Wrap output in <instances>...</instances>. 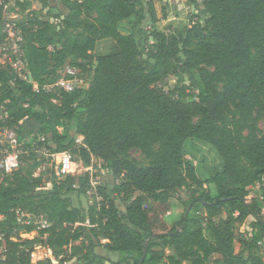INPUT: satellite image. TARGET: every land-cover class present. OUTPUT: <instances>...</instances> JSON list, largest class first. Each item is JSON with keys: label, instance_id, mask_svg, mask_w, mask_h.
<instances>
[{"label": "trees", "instance_id": "1", "mask_svg": "<svg viewBox=\"0 0 264 264\" xmlns=\"http://www.w3.org/2000/svg\"><path fill=\"white\" fill-rule=\"evenodd\" d=\"M55 1L67 9L55 22L29 0L13 9L39 89L12 85V70L0 64V104L9 114L0 128L16 130L27 150L0 183L8 249L0 264H32L38 246L56 264H109L99 247L117 253V264H139L146 243L143 264H264V187L256 190L264 185V0H203L204 16L194 15L181 35L156 29L155 2L165 5L166 18L169 6L179 14L199 0ZM6 16L0 9V41ZM105 41L115 46L100 50ZM66 67L89 87L44 91ZM171 78L176 84L165 91ZM37 149L50 152L48 163L60 154L87 168L101 160L120 181L98 188L88 211L74 208L71 196L91 188L89 173L76 179L52 164L47 187L35 177L46 164ZM206 151L217 157L211 175L201 170ZM182 188L192 190L191 199L169 226L155 204L170 205ZM19 208L45 215L50 229L18 226ZM249 219L250 231L239 236L238 225ZM34 232V239L22 237Z\"/></svg>", "mask_w": 264, "mask_h": 264}, {"label": "built area", "instance_id": "2", "mask_svg": "<svg viewBox=\"0 0 264 264\" xmlns=\"http://www.w3.org/2000/svg\"><path fill=\"white\" fill-rule=\"evenodd\" d=\"M9 2L10 0H0V9H7L9 6ZM20 19L21 15L16 13L7 15L5 17V20L3 22V40L0 41V64L12 70L11 73L14 76L12 85H14L16 81H28L34 85L35 90H38L39 86L34 82L33 79H30V72L27 69L26 52L24 48L25 34L20 25ZM79 73V70L76 68L66 67L63 72V77L55 84L45 85L43 87V90L46 92H50L54 88H58L67 92H73L77 89L88 88L89 82H85L83 79L79 78ZM167 89L168 88H165L164 90L167 91ZM8 118L9 114L5 106L0 104V120L4 121ZM78 142L82 143L83 138H79ZM23 146L24 145L18 138L16 130L10 128H0V183L6 182L7 178H9L13 174V172H15L12 168V163H17L20 167L21 162L19 161V157L22 155V153L27 152V150H25ZM43 154L47 159H49L50 152L47 149H43ZM52 162L60 169V172L62 174L73 175L77 172V169L80 167V165L84 169V164L82 162H76L74 160V157L70 154L56 155L53 158ZM94 170L97 173H100L99 170H103L107 172L106 174H111L109 171L103 169L102 167H99L98 170L93 165L89 167V171H87V173H91ZM93 177L94 176L90 175L91 188L89 189L88 193L89 195L97 196L98 187L96 186L97 183L93 180ZM114 181L119 182L120 178H114ZM257 187L261 189L264 187V185L258 184ZM97 199L100 201V197H97ZM15 216L18 226L34 224L38 228L43 230H48L51 226L50 221L43 214L36 215L28 213L19 208L16 210ZM5 222V215L0 212V263L6 259L8 251L7 233L4 227ZM27 235L29 234L23 235L22 237L26 239L25 237ZM35 255L36 253L34 252L32 254V264L41 262L35 259Z\"/></svg>", "mask_w": 264, "mask_h": 264}, {"label": "rangeland", "instance_id": "3", "mask_svg": "<svg viewBox=\"0 0 264 264\" xmlns=\"http://www.w3.org/2000/svg\"><path fill=\"white\" fill-rule=\"evenodd\" d=\"M16 2H17V0H10L9 6L6 9L7 15H11L14 13L13 9L15 7ZM202 2H203V0H199L197 5H191V4L189 5L188 4L186 6L185 10H183L179 14H177V12L174 11V9L171 6H169L167 8V17L164 18L163 8L165 5L162 2L156 1L155 2V9H156L157 17L159 19V22L156 26V29L160 32H164V33L169 34V35L184 34L186 32L189 24H190L191 18L194 15H199V16L203 15L204 16L203 9H202ZM47 3H48L47 7H44L38 1L34 0V2H33V7L34 6L36 7L34 9L37 10L40 13L41 17H43L45 20L55 22V21H57L55 17H57L60 14H66L67 13V9L63 3L55 1V0H47ZM147 10H148V8L145 5L144 9H143V11L145 13V17H146L144 29H147L150 25V23H149L150 15L147 13ZM125 25H127V23H124V26ZM114 46H115L114 43H112L111 47L113 48ZM175 84H176L175 78H171L169 81V84H168V89L170 87L173 88V86H175ZM87 86H88V84H87ZM261 129H264V122L261 123ZM22 144L24 145L25 143H22ZM36 153L39 157L45 158L46 164H44L40 169H38V171L35 173V177H40L42 175L44 178L45 186L50 187V185H51L50 182H51V178H52L50 171L53 169L52 168V166H53L52 165L53 164L52 159L50 160V163H48L47 158L43 154V150L37 149ZM132 157L134 159H136L141 165L147 164L144 157L138 151H133ZM188 159L191 160L190 157H188ZM205 165H206L205 163L203 165H201V170L204 172L205 175H211L212 169H214L215 164L211 163L210 171L205 169ZM93 166L99 170V167L103 166V161L98 160V159H94L93 160ZM18 167H19V164L12 163V168L14 171H16L18 169ZM87 171H89V168H87L84 165V169H83V167L80 165V167L77 169V172L75 174H73L72 176L74 178L78 179L79 177L84 176L87 173ZM99 171H100V173H97L95 170L91 173L89 172L90 175L94 176L93 180L96 181V183H97L96 186L98 188L104 187V186L112 188L113 183H114L113 176L111 174H106L107 173L106 171H103V170H99ZM56 173L58 174V171H56ZM65 175H67V174H65ZM61 179H64V176L61 177ZM256 190L261 193V191H260L261 189H259L258 187ZM257 191H256V193L259 195V192H257ZM191 196H192V190H189L188 188L180 189L177 193H175L173 195L170 205L155 204L156 215H158L169 226H174L176 223V220L179 219V217H180V215L184 209V205L191 199ZM95 197L96 196L89 195V193H87L85 196H82L81 198H78L76 195H73V196H71L72 206L74 208H79L82 205L83 208L86 209V211H88L91 208L92 204L94 203ZM118 200H119L118 202L121 203V200L120 199H118ZM223 217L225 218L226 215L224 214ZM251 222H252V220L249 219L246 223L238 225L237 233L239 236L246 235L250 231ZM36 236H37V233H31V234L27 235L25 238L26 239H34ZM237 249L240 250L239 244H237ZM96 252L100 255L107 257L109 264H117V262H118V254L117 253H110L101 247L97 248ZM172 252H173V250H167L166 251V253L168 255L172 254ZM35 253H36V255H35L36 260L46 261L48 259H51V260H53V264H56L54 259H53V254H52L51 250H48L47 248H45L43 246H38L35 250ZM71 264H73V263H71ZM74 264H75V262H74Z\"/></svg>", "mask_w": 264, "mask_h": 264}, {"label": "crops", "instance_id": "4", "mask_svg": "<svg viewBox=\"0 0 264 264\" xmlns=\"http://www.w3.org/2000/svg\"><path fill=\"white\" fill-rule=\"evenodd\" d=\"M32 1V3L34 2V0H31ZM172 7V6H171ZM34 8H36L35 6L33 7V9ZM111 44H112V42L111 41H105V42H102V43H100L99 44V49L100 50H111L112 49V47H111ZM105 47V48H104ZM104 48V49H103ZM206 153L208 154V158L209 159H207V165H206V168L207 169H209L210 170V168H211V163H213L214 161H217V157L215 156V155H213V153L212 154H209V151H206Z\"/></svg>", "mask_w": 264, "mask_h": 264}, {"label": "water", "instance_id": "5", "mask_svg": "<svg viewBox=\"0 0 264 264\" xmlns=\"http://www.w3.org/2000/svg\"><path fill=\"white\" fill-rule=\"evenodd\" d=\"M29 75H30V79H33L32 74L30 73ZM186 215H188V213ZM155 236H157V235H155ZM146 250H147V243L145 244L144 256H143V258H142V260L140 261L139 264H143L144 263L145 258H146V254H147V251Z\"/></svg>", "mask_w": 264, "mask_h": 264}]
</instances>
